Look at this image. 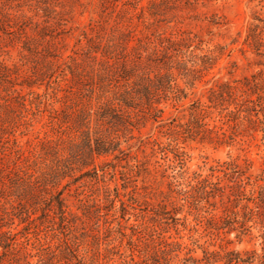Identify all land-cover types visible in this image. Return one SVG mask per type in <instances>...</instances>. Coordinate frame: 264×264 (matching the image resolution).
<instances>
[{
    "label": "rangeland",
    "instance_id": "obj_1",
    "mask_svg": "<svg viewBox=\"0 0 264 264\" xmlns=\"http://www.w3.org/2000/svg\"><path fill=\"white\" fill-rule=\"evenodd\" d=\"M129 1L10 2L33 22L49 15L63 58L103 21L190 47L172 57L174 89L130 134L121 128L115 152L70 172L82 145L70 114L89 108L93 127L100 103L53 58L26 86L29 57L0 44L10 75L0 83V264H264V227L221 192L231 163L250 167L247 191L264 185V93L251 90L252 77L264 85V0H139L143 13Z\"/></svg>",
    "mask_w": 264,
    "mask_h": 264
},
{
    "label": "trees",
    "instance_id": "obj_2",
    "mask_svg": "<svg viewBox=\"0 0 264 264\" xmlns=\"http://www.w3.org/2000/svg\"><path fill=\"white\" fill-rule=\"evenodd\" d=\"M14 1L0 0V44L6 43L11 47L17 44L24 56L29 57L32 70L26 86L32 87L44 80L47 72L52 70L53 58L64 77L68 75L74 86L88 92L89 100L94 98L100 103V111L94 114L96 119L93 127L89 108L82 107L70 114L68 123L75 126V132L80 133L82 140L80 148L68 157L70 164L67 168L70 172L74 170L72 166H77V169L91 166L94 155L106 156L115 152L112 145L118 139L117 133L121 128L130 134L134 125L138 126L142 118L149 116L160 95L174 89L171 86L175 81L172 76V57H177L183 49L190 47V44H185L188 39L181 35L175 40L172 36L158 33L139 34L131 22L125 28L118 29L117 23L108 27L107 22L103 21L95 31L90 30L93 34L83 37L85 44L79 53H74V57L63 58L56 49L53 51L56 53L52 54L49 15L40 23L33 22L32 17L20 10L12 14L10 2ZM128 5L136 10L140 1L131 0ZM22 7L17 6L18 9ZM157 7L155 2H151L149 11ZM139 9L143 13L142 7ZM0 69V83H10L6 66L1 64ZM183 70L184 74L193 72L185 68ZM252 78L253 94L255 91L263 94L264 85L256 82L255 77ZM224 87L223 93L232 96L233 89L228 85ZM262 99L257 96L261 110ZM249 168H242L235 163L228 165V185L222 187L221 192H225L222 196L242 204L243 222L256 219L264 227V185L259 186L257 191L254 188L247 191L252 187ZM61 201V198H57L59 205Z\"/></svg>",
    "mask_w": 264,
    "mask_h": 264
}]
</instances>
